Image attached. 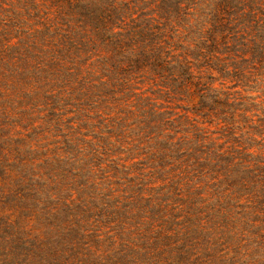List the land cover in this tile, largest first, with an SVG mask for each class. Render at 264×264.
I'll return each instance as SVG.
<instances>
[{"label":"trees","instance_id":"1","mask_svg":"<svg viewBox=\"0 0 264 264\" xmlns=\"http://www.w3.org/2000/svg\"><path fill=\"white\" fill-rule=\"evenodd\" d=\"M0 264H264V0H0Z\"/></svg>","mask_w":264,"mask_h":264},{"label":"rangeland","instance_id":"2","mask_svg":"<svg viewBox=\"0 0 264 264\" xmlns=\"http://www.w3.org/2000/svg\"><path fill=\"white\" fill-rule=\"evenodd\" d=\"M149 81H146L143 85H141L143 88H147V87H149V83H148ZM182 103V105H185L186 103L185 102H181ZM177 104V102L176 101H173L172 102V105H176ZM212 129H214L215 128V126H212L211 127Z\"/></svg>","mask_w":264,"mask_h":264}]
</instances>
